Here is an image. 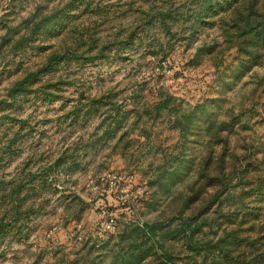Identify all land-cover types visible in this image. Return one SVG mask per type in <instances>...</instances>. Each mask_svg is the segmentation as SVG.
<instances>
[{
	"label": "rangeland",
	"instance_id": "1",
	"mask_svg": "<svg viewBox=\"0 0 264 264\" xmlns=\"http://www.w3.org/2000/svg\"><path fill=\"white\" fill-rule=\"evenodd\" d=\"M0 264H264V0H0Z\"/></svg>",
	"mask_w": 264,
	"mask_h": 264
}]
</instances>
